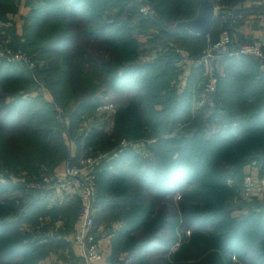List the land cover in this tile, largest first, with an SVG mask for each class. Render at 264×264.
Wrapping results in <instances>:
<instances>
[{
	"label": "trees",
	"instance_id": "trees-1",
	"mask_svg": "<svg viewBox=\"0 0 264 264\" xmlns=\"http://www.w3.org/2000/svg\"><path fill=\"white\" fill-rule=\"evenodd\" d=\"M22 1L21 8L28 10L24 25H9L0 36L10 37L13 50L22 49L39 62L31 68L0 56V264H40L50 244L42 249L43 244L30 239L32 232L24 236L20 226L34 221L52 243L55 237L45 233L54 217L65 213L63 207L48 205L44 190L29 186L38 175H5L1 169L38 174L42 164L52 171L64 167L67 148L60 120L70 123L80 143L78 124L106 96L122 94L131 100L119 103L113 131L105 132L104 122L86 138L96 150L111 151L97 168V200L111 206V219L125 222L111 237L112 258L121 255V264H264V194L262 200L227 209L231 182L243 181L253 173L251 166L264 168L260 61L224 57L213 102L206 100L193 116L204 66L181 75L176 47L136 63L140 42L134 30H156L152 45L174 44L200 57L208 36L177 27L180 20L196 16L200 0ZM143 1L151 4L153 14L141 13ZM212 1L216 5L223 0ZM230 1L240 11L248 3ZM16 8L15 0H0V18ZM114 8L117 14L107 16ZM232 11L224 8L217 14L211 41L223 29H232L227 18ZM42 59L52 63L41 70ZM176 79H182L181 86L172 84ZM35 90L39 93L28 94ZM58 105L64 110L61 119ZM212 122L220 129L207 134L204 125ZM178 125L194 132L173 133ZM126 137L129 144L122 146ZM71 155L80 157L74 149ZM163 199L168 204L161 207ZM154 254L158 256L152 262L149 256Z\"/></svg>",
	"mask_w": 264,
	"mask_h": 264
},
{
	"label": "built area",
	"instance_id": "built-area-1",
	"mask_svg": "<svg viewBox=\"0 0 264 264\" xmlns=\"http://www.w3.org/2000/svg\"><path fill=\"white\" fill-rule=\"evenodd\" d=\"M140 10L143 14H153V7L146 1L141 3ZM176 50L179 53L177 62L179 67L204 66L203 84L201 83L203 87L199 99L194 101L196 106L206 100L213 102L224 57L238 59L244 56L255 57L260 61L261 68L264 70V42L250 34L243 37L238 32L224 30L217 40L210 42L200 57H194L185 48L177 47ZM21 58H24L21 54L9 57V59L22 61ZM36 66L34 61L30 62L31 68H36ZM103 106L107 110H114L113 103H106ZM128 144L129 140H123V146ZM71 157L65 163L63 173L41 174L33 179L29 186L44 190L51 202L66 201L73 197L79 198L78 225L71 236V241L79 248L80 257L67 264H94L96 260L108 257L112 250L111 237L99 234L96 227L99 194L97 168L101 161L107 158V154L88 155L78 160H74L72 155ZM242 192L245 198H251L255 193L264 192V168L258 176L252 173L245 174ZM57 228V224L54 223L45 235L54 238L58 235Z\"/></svg>",
	"mask_w": 264,
	"mask_h": 264
},
{
	"label": "crops",
	"instance_id": "crops-1",
	"mask_svg": "<svg viewBox=\"0 0 264 264\" xmlns=\"http://www.w3.org/2000/svg\"><path fill=\"white\" fill-rule=\"evenodd\" d=\"M240 6L233 9V11L228 14L227 18L231 20V28L230 31L238 32L241 36L245 37L247 35H254L258 37L260 40L264 42V0L259 2L249 1L245 5V10L240 11ZM239 10V11H237ZM28 10L20 9V14L18 17H25ZM229 30V29H228ZM156 30L150 29V30H140L139 27L135 28V35L138 37V39L141 41V43L145 44L146 51L142 53L141 55V61H135L136 63H145L149 62L154 57L160 55L161 53L166 52L170 47H178L174 44H168V45H152L147 41V39H150L153 37V35L156 33ZM209 39V44L211 42L209 34L206 35ZM208 44V46H209ZM172 45V46H171ZM207 46V47H208ZM206 49V48H205ZM204 49V50H205ZM251 57V56H250ZM177 66V62H176ZM197 67V66H196ZM196 67L188 66V67H179L181 69V75L190 74L193 69H196ZM199 67V66H198ZM225 64H221L220 72L221 74L224 73ZM264 71V70H263ZM180 75V76H181ZM182 83V79H180ZM196 83L193 86V89L196 87ZM201 83V82H200ZM198 86L199 82H198ZM184 88V87H183ZM180 87V89H183ZM194 101V99H193ZM192 101V113L194 114V109H198L201 107V102L199 106H196L195 103ZM204 129L207 134H212L214 132H217L220 129V124L218 123H207L204 125ZM64 167H59L57 170L53 173L61 174L64 172ZM252 174L255 176H258L262 173V168L260 166L255 167L251 166ZM263 193H255L252 197L259 198L262 200ZM51 199H49V206H60L63 207L65 213L64 215H57L55 216V224L58 225V235L57 237L52 240V243H48V240L44 238L43 235L40 236L42 238L38 244H50L51 249L49 255L46 254V256L42 257V262L44 264H51V262H54V260H57L58 264H63V261H69V260H76L80 257V250L77 247V245L71 241V236L73 232L75 231L77 225H78V214L80 209V200L78 197L70 198L66 201L60 200L51 202ZM99 202V201H98ZM98 207V213H97V223L96 227L99 231V234H102L106 237H112V235L115 232H118L125 222L121 219H111L109 215L111 214V206H106V203L101 201L97 203ZM69 212V213H68ZM62 213V212H60ZM46 216V217H45ZM44 217H40L41 222L45 219H49L51 215H45ZM39 220V222H40ZM39 226V225H38ZM36 226V227H38ZM111 230V231H110ZM44 233V230L42 231ZM112 253V252H111ZM58 254V255H57ZM69 254L70 256H67ZM122 254V253H121ZM112 255V254H111ZM67 256V257H66ZM119 255V259H120ZM65 257V258H62ZM94 264H112L111 259L108 257H105L103 259L96 260Z\"/></svg>",
	"mask_w": 264,
	"mask_h": 264
},
{
	"label": "rangeland",
	"instance_id": "rangeland-1",
	"mask_svg": "<svg viewBox=\"0 0 264 264\" xmlns=\"http://www.w3.org/2000/svg\"><path fill=\"white\" fill-rule=\"evenodd\" d=\"M250 1H254V2H258V0H250ZM262 1V0H261ZM16 4H17V8L15 9V11H10L7 13V16H6V19H1L0 18V33H6V27L9 26V25H16V28L18 27H21L24 25L25 23V17H18L19 14H20V9H21V6L23 4V1L22 0H15ZM247 2H249V0H247ZM217 7V11L218 13L224 9V8H230V7H233V9L237 8L238 6H234L230 0H223L222 2L218 1V3L215 5ZM117 14V8H114V9H110L107 13V16L113 18L115 15ZM14 25V26H15ZM140 30H142L143 28L142 27H139ZM144 30H150V29H144ZM224 30H228L227 28L226 29H223L222 31ZM221 31V32H222ZM134 34H135V30H134ZM221 34V33H220ZM136 36V35H135ZM220 36V35H219ZM138 38V37H137ZM139 40V39H138ZM150 39H147V41H149ZM140 42V46H139V56L137 58V60L141 61V55L143 52L146 51V47L144 46L145 44L141 43V41L139 40ZM12 45H11V40H10V37H3V36H0V56H4L6 57L7 59H9V57H16L18 54H21L24 58H21L22 59V62L26 63V64H29L30 66V62L31 61H34L35 64L37 65L38 64V60H37V63H36V60L31 56V54L27 53L26 51L22 50V49H19V50H13L12 49ZM177 48V47H176ZM180 48H184V47H180ZM207 48V47H206ZM187 49V48H185ZM188 50V49H187ZM12 55H15V56H12ZM9 60H14V59H9ZM136 60V61H137ZM52 63L51 59H46V60H41V64H40V67H41V70L42 69H45L47 68L50 64ZM37 71V70H35ZM42 83V82H40ZM43 84V83H42ZM172 84L176 87H179L181 86V81L180 79H176L172 82ZM48 89L47 91L50 92L51 94L53 93L51 91V88L46 86ZM42 88V87H41ZM40 90V89H39ZM42 92H43V88H42ZM39 93L38 90H35V91H32L31 93H28V94H37ZM27 95V94H26ZM127 101V100H131V95H128V94H122L120 96H118L117 98L112 95V96H106L105 100L99 105L97 106L96 110L94 113L90 114V115H86L85 117V120L83 119L79 124H78V127H77V133L78 134H81L83 136V140H81L80 143L77 142V140L75 139V137H73V133H72V130H71V127H70V123H64L62 121V116L64 114V110L62 108L61 105H58V109L59 111L61 112L60 114H58V118H60V122H61V128H63L64 130V134H65V137L63 136L64 138V142H65V145H66V148H67V153L65 155V160L66 162L69 160V158H72L71 157V154H72V150L74 149V152L76 153V151L79 152V155L80 157L79 158H82V157H85V156H88V155H94V153H100V154H107V155H110L111 151H102V150H96L93 145H87V137L89 135V133H91L92 131V128L94 126H100L102 128V124L104 122H106V125H105V128H104V131L105 132H112L114 127H115V117H116V111H117V107L119 105V103L121 101ZM106 103H113L114 104V110H107L104 108V104ZM194 111L196 112L197 109H194ZM196 114H193V116H195ZM88 118V119H87ZM88 120V121H87ZM90 123V125L87 127L85 126L86 123ZM185 126H181V125H178L175 127V129L173 130V133L177 132V130H183V131H187L188 133H193L194 130L193 129H186L184 128ZM181 131V132H183ZM108 135V134H106ZM128 140L129 138H123L122 141H121V145H122V142L123 140ZM120 145V146H121ZM123 146V145H122ZM99 154V155H100ZM78 158V159H79ZM54 159H52L51 161H53ZM3 171V173L5 175H16V176H19V175H22V176H33V175H38V176H41V174H44V173H52V172H55L56 170L52 171L51 168L46 165V164H42L38 171L39 173L38 174H32V172L30 170H25V169H14V168H3L1 169ZM18 173L16 174L15 172ZM238 179H234L232 182H231V185L233 186V192L228 194V201H227V209H233V207H238L240 206V204L242 202H245L246 200H257L256 197H251V198H245L244 195H243V192H242V184H243V181H237ZM241 185V187H240ZM49 198V196H47ZM148 195L146 196L145 199H148ZM176 200L179 199V194L176 193L175 194V197H174ZM161 200V199H160ZM148 201V200H146ZM168 204V202L166 200H162L160 201V205L161 207H163L164 205L162 204ZM37 224L32 221V222H23L20 226V229L22 230L23 232V235L24 236H28V231L30 230L32 232V235L30 237L31 240H33L34 242L36 241L37 243L42 239L40 238V236L42 235V233H40V227H36ZM58 226V225H57ZM57 230V234H58V228L56 229ZM37 231V233H36ZM43 231V230H42ZM111 231V230H110ZM188 234L190 233L189 230L187 231ZM57 236H55L56 238ZM27 238V237H26ZM47 245V244H46ZM48 246V245H47ZM176 246H178V244H176ZM42 249L45 248V245L43 244L42 246H40ZM38 248H39V245H38ZM58 255V254H57ZM67 256H70L69 254H67ZM66 256V257H67ZM157 254H154V255H150L149 258L152 259V262H154V260L157 258ZM62 258H65V257H62ZM116 259H113L112 258V255L110 256V259H111V262L112 264H121V259H117V257H115ZM119 258V257H118ZM235 259V261H237V257H233ZM27 258H25V260L23 261H26ZM75 260H69V261H63L64 263L63 264H67V263H72L74 262ZM40 264H44L42 262V259L40 258L39 260ZM15 264H18L15 263ZM127 264V263H125Z\"/></svg>",
	"mask_w": 264,
	"mask_h": 264
},
{
	"label": "water",
	"instance_id": "water-1",
	"mask_svg": "<svg viewBox=\"0 0 264 264\" xmlns=\"http://www.w3.org/2000/svg\"><path fill=\"white\" fill-rule=\"evenodd\" d=\"M217 14V7L212 0H200L196 16L191 19L180 20L177 27H185L192 32L208 35L213 28Z\"/></svg>",
	"mask_w": 264,
	"mask_h": 264
}]
</instances>
